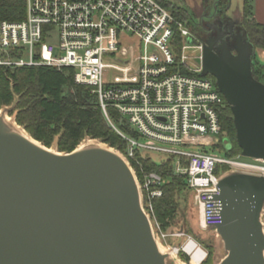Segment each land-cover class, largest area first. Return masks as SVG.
<instances>
[{
    "label": "water",
    "instance_id": "obj_1",
    "mask_svg": "<svg viewBox=\"0 0 264 264\" xmlns=\"http://www.w3.org/2000/svg\"><path fill=\"white\" fill-rule=\"evenodd\" d=\"M213 42L204 46L203 74L215 77L231 106L242 156L264 161V84L253 77L254 48L246 42L245 54L226 46L219 55ZM112 149L55 151L0 115V264H168L136 172ZM217 188L219 226H203L196 205L202 230L223 240L219 264H264V174L230 170Z\"/></svg>",
    "mask_w": 264,
    "mask_h": 264
},
{
    "label": "built area",
    "instance_id": "obj_2",
    "mask_svg": "<svg viewBox=\"0 0 264 264\" xmlns=\"http://www.w3.org/2000/svg\"><path fill=\"white\" fill-rule=\"evenodd\" d=\"M25 1L23 20L0 23V66L74 69L76 82L98 95L107 119L114 108L140 135L125 136L130 155L140 148L175 156V172L188 177L203 226H219L217 165L263 174L264 166L213 151L220 150L223 99L213 80L201 76L205 43L158 0ZM127 33L133 42L126 56ZM164 182L155 172L145 175L141 189L151 213V200L162 195Z\"/></svg>",
    "mask_w": 264,
    "mask_h": 264
},
{
    "label": "trees",
    "instance_id": "obj_3",
    "mask_svg": "<svg viewBox=\"0 0 264 264\" xmlns=\"http://www.w3.org/2000/svg\"><path fill=\"white\" fill-rule=\"evenodd\" d=\"M178 19L188 22L192 9L185 0H158ZM203 5L212 6L220 16H226L231 0H202ZM26 17L25 0H0V23L4 20L21 21ZM243 29L246 41L255 49H264V23L254 18L251 0H244ZM253 77L260 81L264 78V63L256 60ZM216 84L213 75L202 74ZM223 105L218 108L220 116L219 148L224 156L251 161L242 156V149L236 138V125L231 106L221 93ZM13 107L16 121L24 126L33 138L50 147L54 141L60 152L74 151L86 139H99L110 147L125 153L138 179L144 182L147 173L155 172L165 180L161 186L162 195L151 200L153 216L164 228L174 221V214L180 209V197L186 196L189 188L188 177L175 172V156H165L157 161L140 148L133 149L131 156L129 141L125 138L140 139V135L114 108L109 109L110 121L104 115L98 95L93 88L77 83L72 68L61 70L50 66H0V108ZM228 140L231 147L224 144ZM182 165H187L185 158ZM228 170L227 165L220 164L215 174L221 175ZM148 199L144 196V205ZM210 254L203 261L208 263Z\"/></svg>",
    "mask_w": 264,
    "mask_h": 264
},
{
    "label": "rangeland",
    "instance_id": "obj_4",
    "mask_svg": "<svg viewBox=\"0 0 264 264\" xmlns=\"http://www.w3.org/2000/svg\"><path fill=\"white\" fill-rule=\"evenodd\" d=\"M187 1L188 4L192 3L191 6H193L192 7L193 9H192V16L188 18L187 20L188 22H186L185 24L189 27L192 33H194L202 42H204V38H206V36L203 35V31H204L203 27L207 26L208 24H211V22L214 20L213 17H216L218 13H216V11L213 9L212 6H208V5L206 6L203 5L202 8L198 10L200 8L199 5L202 3V0H187ZM181 2H183V0H181ZM186 4L187 3L184 2V5ZM228 9H230V11L226 16L229 17V19L232 21L231 24L234 25L233 36L236 38L239 37L243 39L245 42H247L245 31L242 26L243 0H231ZM124 39H125V47H127V49L124 51V54H126L127 56L130 54V47L132 46L133 38H131L130 34L127 33ZM190 51L195 52L196 50L191 49ZM252 59H253L252 62L253 69L255 63L257 62L256 60L259 59L262 63H264V49H259L257 51L255 49ZM260 82L264 84V78H261ZM0 110L4 114V118L6 117L9 118L11 122L15 124V126L20 127L24 132H26L28 135L31 136V134L25 129L24 126H21L17 123L12 105L1 107ZM210 138L213 141H217L219 139L218 136H214V135H211ZM227 143L228 142H226L224 139V144L226 145ZM94 146L109 147V145L102 142L101 140L91 139V138L84 139L78 147L86 148V147H94ZM191 146L192 148L199 147L198 145H191ZM48 148H51L55 151H59L56 141H54L52 145ZM112 148L117 152H119L128 161V158L125 153L121 152L120 150L114 147ZM198 149L204 150L205 148H203V146L201 145ZM128 151L130 153L131 151L130 147L128 148ZM213 151L220 155L224 154L220 150H213ZM144 152L149 153L157 161L162 160L165 156H173V155L164 156L158 152H149L146 150ZM244 163L257 165V166H264L263 161L255 160V159H252L251 161H246ZM227 168L228 170L224 171L223 173L229 172L230 170H239V171H245L251 173H262L260 170L252 169V168L247 169V167H239V166L235 167V166L227 165ZM142 183L143 182L140 181L141 184L140 186H142ZM142 194L143 197L145 196L148 199V202L145 204V206H147L148 208L147 211L151 214L150 217L153 223L155 236L157 237L160 246L161 247L163 246L162 249L164 248L168 252L169 251L173 252L172 254L168 253L169 254L167 257L168 264H193L192 263L193 256L187 250L190 241L195 242V244H197L196 247L202 249L204 255H206L204 260L210 254L207 264L220 263L222 258L227 253L224 247L223 240L216 231L202 230L200 225V214L196 205V199L194 194L190 190L186 191L185 193L186 196L180 197V205H181L180 209L175 212L174 221L166 228H164L159 222H157L156 218L153 216V213L149 211L150 200L147 192L145 190L144 191L142 190ZM263 221H264V214H263ZM201 264H203V262Z\"/></svg>",
    "mask_w": 264,
    "mask_h": 264
},
{
    "label": "flooded vegetation",
    "instance_id": "obj_5",
    "mask_svg": "<svg viewBox=\"0 0 264 264\" xmlns=\"http://www.w3.org/2000/svg\"><path fill=\"white\" fill-rule=\"evenodd\" d=\"M213 18L214 20L211 22V24L203 27V35L206 36V38H204V43L206 44L207 41H214V50L219 55L223 53V49H225L226 46H228L232 54L237 55V49L241 50L242 54H245L247 49L244 46V43L246 42L239 37L236 38L233 36L234 25L231 24L232 21L229 19V17L220 16L218 14ZM252 57L253 54L251 55V62H253Z\"/></svg>",
    "mask_w": 264,
    "mask_h": 264
},
{
    "label": "bare ground",
    "instance_id": "obj_6",
    "mask_svg": "<svg viewBox=\"0 0 264 264\" xmlns=\"http://www.w3.org/2000/svg\"><path fill=\"white\" fill-rule=\"evenodd\" d=\"M0 115H2L4 117V114L2 113L1 110H0ZM4 122L7 124V126L11 130H13L15 132H18V133L24 135L27 138H31V136L28 135L26 132H24L20 127L15 126V124H13L9 118H7V117L4 118ZM101 147H105V146H101ZM79 149H82V147H80ZM112 150H114V149H112ZM162 247L159 246L161 252H163V253H169V254H172L173 253V252H170V251L169 252L166 251L164 248H163L164 249L163 250ZM187 250L193 256V261H192L193 264H201L203 262V260H204V258H205L206 255H204V253H203V251H202L201 248L196 247L195 242H190L188 244Z\"/></svg>",
    "mask_w": 264,
    "mask_h": 264
},
{
    "label": "crops",
    "instance_id": "obj_7",
    "mask_svg": "<svg viewBox=\"0 0 264 264\" xmlns=\"http://www.w3.org/2000/svg\"><path fill=\"white\" fill-rule=\"evenodd\" d=\"M186 3L188 4V1L185 0ZM231 3V1H230ZM192 4V3H191ZM191 4H188V6L193 9L191 6ZM251 4L253 6V14H254V18L258 21V22H261V23H264V0H251ZM230 5V4H229ZM203 6V1L202 3L199 5V9L200 10ZM243 6H244V0H243ZM197 9V8H196ZM195 9V10H196ZM197 10V11H198ZM230 9H228V13H229ZM259 50V49H257ZM256 50V51H257Z\"/></svg>",
    "mask_w": 264,
    "mask_h": 264
}]
</instances>
